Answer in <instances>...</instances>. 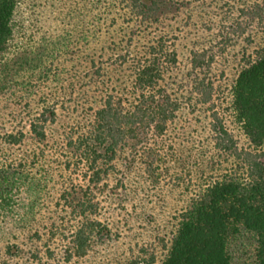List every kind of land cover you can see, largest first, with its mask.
<instances>
[{
  "label": "rangeland",
  "instance_id": "obj_1",
  "mask_svg": "<svg viewBox=\"0 0 264 264\" xmlns=\"http://www.w3.org/2000/svg\"><path fill=\"white\" fill-rule=\"evenodd\" d=\"M27 1L23 17L30 14ZM39 1L43 14L39 20L28 19L26 31L21 32L36 40L49 27L45 44L55 41L58 48L46 59L40 79L35 78L39 69L27 72L35 79L30 98L22 99L25 94L17 87L0 92V137L6 132H26L20 145L6 146L0 140V156L3 161L18 162L45 149L37 164L29 158L24 168L43 183L46 171L51 178L35 196L32 214V198L24 191L0 207V264H145L152 255L158 263L175 227L174 217L190 196L188 189L212 175L210 169L219 172L230 164L220 161L221 156L208 159L211 144L204 106L192 111V106L184 104L164 135L145 136L146 129L139 128L118 151L112 166L102 165L108 171L98 183L90 182L91 172L84 166L64 169L70 157L68 136L91 120L111 89L121 91L129 81V69L114 59L128 47L130 35L132 53L143 52L142 46L158 36L175 49L177 63L168 81L186 103L194 53L213 54L206 75L214 83L213 96L227 99L242 53L264 44V28L250 26L240 12L261 0H159L156 16L143 23L126 22L127 10L120 0ZM237 23L246 27L243 35ZM42 25L43 29L38 27ZM247 34L252 44L246 43ZM91 58L97 64L91 65ZM97 66L102 67L103 77L93 74ZM43 101L54 107L55 118L47 124L46 138L39 144L31 138L27 124ZM228 121L244 143L238 125ZM78 198L89 199L94 207L88 217L109 229L106 236L92 234L81 256L74 255L70 244L76 221L83 222L73 219L71 212ZM50 223L57 227L53 236Z\"/></svg>",
  "mask_w": 264,
  "mask_h": 264
},
{
  "label": "trees",
  "instance_id": "obj_2",
  "mask_svg": "<svg viewBox=\"0 0 264 264\" xmlns=\"http://www.w3.org/2000/svg\"><path fill=\"white\" fill-rule=\"evenodd\" d=\"M120 1L127 10L124 12L126 22L138 23L150 21L161 4L159 0ZM29 2V17H23L27 0H0V92L9 86L17 87L25 94L22 99L30 98L34 91L35 79L27 76V72L39 69L41 73L35 78L40 79L46 71V59L58 48L55 41L45 44L49 27L36 40L31 36L26 38L21 32L26 31L28 19L37 20L39 14H43L39 0ZM259 2L240 12L250 26L262 30L264 0ZM38 27L43 29V25ZM236 28H240L239 35L246 32V27L241 28L239 23ZM132 38L133 35L128 36V47L114 59L129 69V81L121 91L112 92L111 89L94 109L91 120L68 136L70 157H66L64 169L71 165L84 166L91 172L90 182L98 183L108 171L102 165L112 166L118 151L127 139L136 136L139 128L146 129L145 136L164 135L184 104L192 106V111L204 106L205 118H208L207 140L211 144L208 159L221 156L220 161H230V164L219 172L210 169L212 175L188 189L190 196L174 217L175 227L169 241L163 244L162 259L156 263L152 255L144 263L264 264V44L250 53H242L240 67L224 100L213 96L214 83L206 75L214 55H206L205 51L194 53L187 79L186 103L176 90L170 89L168 81L177 63L175 49L158 36L142 46L143 52L132 53ZM252 40L251 34H247L246 43L252 44ZM35 47L38 48L36 53L33 52ZM90 63L97 64L94 58ZM101 69L97 66L93 74L103 77ZM21 76L26 77L19 79ZM54 118V107L43 101L27 124L31 138L42 143L46 138V126ZM228 120L238 125L246 140L244 143L229 127ZM25 137L26 132L17 130L4 133L0 140L6 146H16L22 144ZM45 153V149H40L18 162L12 158L3 161L0 156V207L8 206L24 191L32 198L29 206L32 214L34 198L51 176L46 171L43 183V179L25 170L24 166L29 158L33 165L37 164ZM93 207L89 199L78 198L71 211L73 219L83 220L80 224L81 221H76L77 225L70 232L74 255L85 253L92 234L106 236L109 233L100 221L88 217ZM50 226L53 236L57 227L54 223Z\"/></svg>",
  "mask_w": 264,
  "mask_h": 264
}]
</instances>
